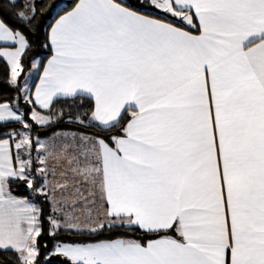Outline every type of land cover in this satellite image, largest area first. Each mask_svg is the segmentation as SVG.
<instances>
[{"label": "snow or ice", "instance_id": "1", "mask_svg": "<svg viewBox=\"0 0 264 264\" xmlns=\"http://www.w3.org/2000/svg\"><path fill=\"white\" fill-rule=\"evenodd\" d=\"M6 5L0 42L12 46L0 58L16 87L32 42L3 12L28 27L37 3ZM46 40L34 99L22 91L49 111L33 107L30 120L51 126L65 115L54 100L87 99L68 123L101 132L34 142L18 106L0 102V127L27 130L0 133V250L18 264H264V0H77ZM12 182L51 206L43 262L44 209ZM62 231L90 242L55 240Z\"/></svg>", "mask_w": 264, "mask_h": 264}, {"label": "trees", "instance_id": "2", "mask_svg": "<svg viewBox=\"0 0 264 264\" xmlns=\"http://www.w3.org/2000/svg\"><path fill=\"white\" fill-rule=\"evenodd\" d=\"M77 0H36L37 3V16L36 19L33 20L32 24L28 27H22L19 23L16 22L15 18L8 15L7 11L3 12V18L13 27L21 29L32 42V48L30 51L26 53V55L22 58V64L24 67V71L19 78L18 85L16 87L9 86L6 80L7 68H6V61L0 58V102H14L16 99L19 101V106L23 111L24 119L32 125L31 127V137H44L55 134L59 131H68V132H78V133H86V134H95L101 132V129L92 127L90 125L80 126L77 124H70L68 123L69 113H76V112H84L90 109L92 105L91 100H84L83 107H70L73 104L72 100L65 99H57L54 101L53 104V111L59 112L63 111L64 116L63 118L58 121L57 123L52 124L51 126H41L35 124V122L31 121L29 118V113L33 108L32 104L26 103L24 100L20 98V91H17V88L20 89L21 80L24 78L26 72H28L32 66V61L35 57H40L41 63H43L50 55V47L43 48L39 45L46 44V36L50 30V27L53 21L63 12L69 10ZM0 4L6 5V0H0ZM145 14H150L155 17L175 22L176 24L180 25L179 22L175 21L170 15L163 13L162 11L149 10L145 12ZM181 26V25H180ZM39 53V55H37ZM19 95V97H18ZM77 104L80 103L79 100L76 101ZM49 110H41L42 114H47ZM127 118V115H126ZM8 126L6 128L0 127V133L4 132H11L14 131L22 126L21 123L17 122H7ZM118 131V130H117ZM115 134V133H114ZM0 138H4L3 135H0ZM9 190L11 191L12 195L14 196H25L32 198L37 204L41 205L44 209L43 213V228L44 233L39 239L40 243V256L38 259L41 261L43 260L44 256L48 253V250L52 248L54 243V239L47 234V230L49 228V224L46 218L50 212L51 207L50 204L47 202H43L42 198H37L35 194H32L25 183H15L12 182L9 184ZM116 235L125 236V238H132V239H143L144 233L138 230L132 229H121ZM101 238H107V234ZM114 238V237H113ZM55 240H59L61 242H71V243H81V242H90V238L86 236H78L74 233L70 232H61ZM44 244L48 245V248L45 249L43 247ZM43 262V261H42ZM0 264H18L17 261V254L12 250L3 251L0 250Z\"/></svg>", "mask_w": 264, "mask_h": 264}, {"label": "crops", "instance_id": "3", "mask_svg": "<svg viewBox=\"0 0 264 264\" xmlns=\"http://www.w3.org/2000/svg\"><path fill=\"white\" fill-rule=\"evenodd\" d=\"M77 2V1H76ZM75 2V3H76ZM75 3H74V5L72 6V7H74L75 6ZM71 10V8L69 9V10H67V11H70ZM160 11V10H159ZM66 12V11H65ZM65 12H63L62 14H60L59 16H61V15H64V13ZM145 14V13H144ZM150 15V14H149ZM59 16L53 21V23L52 24H54L55 23V21L59 18ZM154 18H157V19H161V18H158V17H155L154 16ZM166 22H172V21H168V20H165ZM175 21H177V22H179L178 20H175ZM173 23H175V22H173ZM180 23V22H179ZM178 25V24H177ZM178 26H180V25H178ZM184 27H186L187 28V26H184ZM51 28V27H50ZM190 30V29H189ZM50 31V30H49ZM12 45L10 44V43H8V42H0V47H11ZM51 56V55H50ZM50 56L43 62V63H41V61H39V64H38V66H37V68H36V72H35V74H34V76L32 77V80H31V84H29V86H28V91H27V94L30 96V97H32L33 99H34V94H35V90H36V86L37 85H39L40 84V77L42 76V74H43V66L44 65H46L47 64V61H48V59L50 58ZM32 67V66H31ZM30 70H32L31 68H30ZM30 72L31 71H28V72H26V74H25V76L24 77H26L27 76V74L29 73L30 74ZM58 99H64V98H58ZM55 101V100H54ZM33 107H35V110L36 111H41V110H46V109H40L39 108V106L38 105H33ZM30 115H31V111H30V113H29V117H30ZM59 132H68V131H59ZM57 133V132H56ZM70 133V132H69ZM54 136V134H52V135H49V136H44V137H36V136H33L32 137V139H33V141L35 142L37 139H39V140H41V141H48L50 138H52ZM4 138H6V137H4ZM17 139H18V137H17ZM37 149H38V145H36L35 143H34V147H33V150H32V157H33V159H34V162H35V157L38 155V151H37ZM12 151H13V154H15V152H16V149H15V147H14V144H13V147H12ZM39 154H43L42 152H40ZM36 166L38 167L39 166V164H38V162H36ZM16 197H18V198H28V199H31L33 202H35L32 198H29V197H25V196H16ZM36 203V202H35ZM98 210H102V209H100V207H99V202L97 203V205L93 208V215H95V213H96V211H98ZM80 214V212H79V210L77 211V215H79ZM83 218V217H82ZM170 234H173L174 235V233H170ZM68 243H71V242H68Z\"/></svg>", "mask_w": 264, "mask_h": 264}, {"label": "rangeland", "instance_id": "4", "mask_svg": "<svg viewBox=\"0 0 264 264\" xmlns=\"http://www.w3.org/2000/svg\"><path fill=\"white\" fill-rule=\"evenodd\" d=\"M37 61H40V57H35V58L33 59V61H32V64H33V63H36ZM31 69H32V70H29V71H31L30 74L28 73L27 76L24 77V78H22V80H21V86H20V90H21V91H20V98H21V100H24V95H25V93H24V91H22V90L24 89L25 84H27V88H28L29 84H31L32 77L34 76V74H35V72H36V68H32V67H31ZM25 78H26V79H25ZM18 82H19V81H18ZM27 90H28V89H27ZM18 97H19V95H18ZM24 101H25V100H24ZM11 103H15V104L18 106L19 112L23 114V111H22V109H21L20 106H19V101H18V99H16L14 102H11ZM41 114H42V113H41ZM23 118H24V115H23ZM24 120H25V119H24ZM25 121H26V120H25ZM14 131H27V130L23 129V125H22L20 128L14 130ZM30 135H31V130H30ZM50 207H51V206H50ZM46 255H47V254H46ZM42 261H43V260H42Z\"/></svg>", "mask_w": 264, "mask_h": 264}]
</instances>
